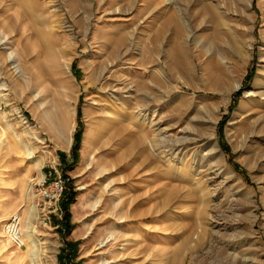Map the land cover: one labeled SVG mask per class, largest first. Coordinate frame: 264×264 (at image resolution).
I'll use <instances>...</instances> for the list:
<instances>
[{"label":"rangeland","instance_id":"1","mask_svg":"<svg viewBox=\"0 0 264 264\" xmlns=\"http://www.w3.org/2000/svg\"><path fill=\"white\" fill-rule=\"evenodd\" d=\"M182 1L0 0V264H264V0ZM173 13L193 78L171 61ZM123 41L136 73L113 80L151 96L168 69L160 117L189 128L184 165L101 81ZM53 166L68 182L48 214L38 187ZM16 213L22 249L5 233Z\"/></svg>","mask_w":264,"mask_h":264},{"label":"bare ground","instance_id":"2","mask_svg":"<svg viewBox=\"0 0 264 264\" xmlns=\"http://www.w3.org/2000/svg\"><path fill=\"white\" fill-rule=\"evenodd\" d=\"M79 1L86 8H88L87 6L91 4L90 0H79ZM183 1H184V6L186 10H190L195 6L194 3H192V0H186V1L183 0ZM90 18L91 17H88L87 19L88 21L86 24L85 36H87V34L90 31ZM170 22H171L170 25L172 27V31H171L172 35L170 39L174 41V50L172 54H170V56L172 57L171 61L172 62L174 61L178 64L177 74H179V76L183 75V76H187L188 78L190 77L193 78L197 75V70L194 67V64L197 59H195V57L192 55L190 45H189L187 38H184V34L182 33L183 30L181 29L182 27L181 19L179 15L177 13H173L171 16ZM69 29H70L69 31L70 35L74 36L73 29L72 28H69ZM132 45L133 44L131 43L129 44L128 42L123 41V47L125 49L124 50L119 49L118 57L116 58V60L106 65L107 67H105L104 73L100 77L101 81L105 85V88L109 92L110 96L116 99L117 101H120L119 105L121 106V108L122 109L125 108L126 110L130 107L132 109L131 113H133L135 117L137 116L139 118L138 120L141 123H147L151 129H155V131L158 132V135L160 136V141L162 142L163 147L167 150L174 151L173 157L175 156L176 158L179 159L180 165H184L185 157L187 155L186 152H187L188 144H190V141H192L187 136L189 128L184 127L183 125L180 124V122H172V124L171 123L168 124L166 128H162L163 120L160 117L161 113L164 112L165 108L167 107V104L171 102V99L173 98V93H174L173 82L169 80L170 78L168 76L169 74H167L166 72L168 69L161 68L162 71L155 70L152 72L153 80L156 78L157 81L155 83H151V84L149 83L154 93L151 96H150L151 93L150 94L146 93L145 95L141 94V92L137 89V87L130 82L131 79L129 77H123V78L120 77L117 79L115 78L116 80L115 79L113 80V77H115L114 75H111L112 74L111 71L113 69L121 70V72L124 75L126 73H133V74L136 73V69L135 67H133L134 65L131 63L128 64L125 62V59L129 55H132V52L134 51V49H132ZM121 65H123V67ZM143 74L144 75L148 74L147 70H145ZM256 86H260V83L257 82ZM239 87L240 86H238L235 90H238ZM250 96H252V94H250ZM177 127H180L182 129L178 134L179 136L175 137L171 135L170 132L174 131ZM125 131L126 130H124V132ZM209 139L211 143L213 138L209 137ZM91 142H93V134L90 137V143ZM70 144H71V141L68 140V145L70 146ZM135 149L139 151H145L146 150L145 140L142 138L137 139ZM129 150L131 149L128 148L127 151ZM210 150L219 152V146L215 143L213 148H211ZM154 162L155 161L152 156L147 157L146 163L150 171L156 170V172L158 171V173H160L161 175H169V173L171 172L170 171L171 169L169 168L161 169L163 168L162 166L161 168L160 166L159 168L158 167L152 168V165ZM25 240H26V243H29V244L32 242L30 236H26Z\"/></svg>","mask_w":264,"mask_h":264},{"label":"built area","instance_id":"3","mask_svg":"<svg viewBox=\"0 0 264 264\" xmlns=\"http://www.w3.org/2000/svg\"><path fill=\"white\" fill-rule=\"evenodd\" d=\"M40 181L38 194L42 205L48 214L60 210L61 200L67 190L68 180L59 171L57 166L51 167ZM5 233L10 243L22 249L26 246L24 231L22 228V217L19 213L12 215L5 227Z\"/></svg>","mask_w":264,"mask_h":264},{"label":"trees","instance_id":"4","mask_svg":"<svg viewBox=\"0 0 264 264\" xmlns=\"http://www.w3.org/2000/svg\"><path fill=\"white\" fill-rule=\"evenodd\" d=\"M73 199H74V195L72 194L71 197H70V201H69V203L72 202ZM69 203H65V204H64V208H67V206L69 205Z\"/></svg>","mask_w":264,"mask_h":264}]
</instances>
